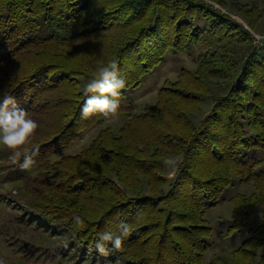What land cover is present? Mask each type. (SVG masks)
Masks as SVG:
<instances>
[{
  "label": "trees",
  "instance_id": "obj_1",
  "mask_svg": "<svg viewBox=\"0 0 264 264\" xmlns=\"http://www.w3.org/2000/svg\"><path fill=\"white\" fill-rule=\"evenodd\" d=\"M257 1L0 0V96L15 97L40 125L26 146L38 149L30 169L0 147V206L14 205L1 189L6 184L25 203L13 214L6 245L17 251L28 243L30 253L39 247L49 264H204L206 211L223 202L236 178L254 191L228 200L227 233L253 223L264 205V39L256 44L252 35H262ZM177 52L195 53L196 70L165 82L155 103L134 113L128 92ZM110 61L126 80L118 110L125 122L116 130L102 115L84 119L80 111L85 85ZM214 90L222 94L193 124L190 116ZM96 127L87 147L67 154ZM169 156L183 161L174 179L163 163ZM121 221L130 235L120 250L109 244L110 254L100 255L99 234L117 232ZM247 234L230 264H263L253 263V250L264 246V225ZM15 237L22 240L13 245Z\"/></svg>",
  "mask_w": 264,
  "mask_h": 264
},
{
  "label": "rangeland",
  "instance_id": "obj_2",
  "mask_svg": "<svg viewBox=\"0 0 264 264\" xmlns=\"http://www.w3.org/2000/svg\"><path fill=\"white\" fill-rule=\"evenodd\" d=\"M257 6L262 14V21L260 22V33L262 35L252 34L256 44L259 43V40L262 38L264 39V0H258ZM230 17L237 23L242 24L240 18L233 15ZM243 26L246 27L245 24H243ZM196 57L195 53L190 54V52L189 54L186 52L169 53L164 62L155 68L149 77L143 80L139 86L140 89L137 88L128 92V98L132 103V111L139 114L145 106H152L156 101L158 89L165 82H173L179 76L194 72L197 67ZM210 94V98L206 97L202 99L199 113L190 116L193 124L199 123L200 120L204 118L205 114L210 110L212 98L222 94V92L214 90ZM124 122V118L118 117V119L108 122L105 125L116 130L118 127L122 126ZM99 129L100 127H96L90 132L82 134L78 143L74 145L67 154L74 155L87 147ZM1 146L2 145H0V147ZM259 158L260 155H257L258 160ZM1 189L6 191L4 194L9 195L7 199L14 205L13 207H8L6 205L0 206V264H49L46 260H42L43 258H41L42 254L39 252V247L31 249L32 252L30 253L27 247L31 244L26 243L17 251L11 249V245H6L7 239L12 236L13 214L23 210L25 208V203L21 200L20 196H18L15 188L10 184L2 186ZM253 191L251 184H243L236 178L232 186L223 193V202L220 203L217 208L206 211L205 218L211 228V235L208 238L210 247L205 256L204 264H208L213 258H219L230 264L232 259L231 252L236 250L248 237V229H255L259 225H264V205H262L256 207L253 223L246 225L240 232L227 233L228 227H230L233 222L232 207L229 205L228 200L236 194L248 196L252 194ZM5 197L6 196H4V198ZM21 240L22 237H15L13 245ZM37 254L40 255L35 257ZM32 257L35 258L32 259ZM258 260L264 264V246L253 250V263H256Z\"/></svg>",
  "mask_w": 264,
  "mask_h": 264
},
{
  "label": "clouds",
  "instance_id": "obj_3",
  "mask_svg": "<svg viewBox=\"0 0 264 264\" xmlns=\"http://www.w3.org/2000/svg\"><path fill=\"white\" fill-rule=\"evenodd\" d=\"M118 63L110 61L101 64L89 82L85 85L84 92L87 99L81 106V116L87 119L96 114L102 115L106 120L118 119L120 91L126 87V80L118 75ZM91 93L92 95H88ZM40 128L39 123L30 114L19 107L15 97L10 94L0 96V145L11 153L9 159L17 163L21 156L23 162L19 164L22 170H28L35 164L34 157L38 149L29 150L30 145ZM182 158L176 156L166 157L164 165L169 169L168 176L174 179L180 171ZM73 223L84 225V220L79 215H73ZM131 233V226L121 221L117 225V232H102L95 243L96 251L102 256L110 254L109 244L115 250H120L124 239Z\"/></svg>",
  "mask_w": 264,
  "mask_h": 264
}]
</instances>
